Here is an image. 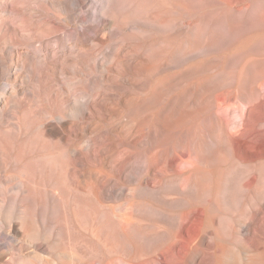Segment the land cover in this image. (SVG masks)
I'll return each mask as SVG.
<instances>
[{
    "label": "rangeland",
    "instance_id": "374dc122",
    "mask_svg": "<svg viewBox=\"0 0 264 264\" xmlns=\"http://www.w3.org/2000/svg\"><path fill=\"white\" fill-rule=\"evenodd\" d=\"M5 1L0 131L23 139L38 130L64 151L67 175L92 187L125 233L136 221H189L179 264H262L264 207L253 192L264 187V0H8L7 10ZM21 112L29 131L18 126ZM13 153L0 155V264L150 261L154 244L138 236L127 246L112 235L118 248L100 257L63 245L60 192L18 175ZM106 218L95 219L103 237ZM132 246L143 249L136 259L124 251Z\"/></svg>",
    "mask_w": 264,
    "mask_h": 264
},
{
    "label": "bare ground",
    "instance_id": "6f19581e",
    "mask_svg": "<svg viewBox=\"0 0 264 264\" xmlns=\"http://www.w3.org/2000/svg\"><path fill=\"white\" fill-rule=\"evenodd\" d=\"M158 1L161 2V4H164V0H158ZM3 5H4V8L7 10L8 7L10 6L9 5V1L8 0L5 1ZM135 8H136V13L137 14H140V13L144 14V11L148 9V6H146L143 2H141V3L139 2L136 5ZM147 18H149V17H147ZM116 49H118V48H116ZM115 58L117 59V62H121L118 59V54H116V57ZM107 64H109V63H107ZM166 115H167V113H166ZM168 115H170V114H168ZM167 125H169V124H166V126ZM18 126L20 128H24L25 131H29L30 130L31 124H30L29 115L27 114V112H21L20 113V115L18 117ZM125 126H127V125H125ZM139 128H140V125H139ZM102 134H103V132H102ZM103 137H105V136H103ZM103 137H101V139L99 138L100 140L98 139L97 146L95 147V152L96 153L101 150L100 145H102L103 142H104V138ZM120 141H121V139H120ZM263 149H264V143H263ZM12 150L14 151L13 157L16 160L15 162H19V164H20L19 169H18V175H21L23 177L25 175L29 179H41V180H44L43 181V184H44L45 181H49V182L51 181V183L53 182L55 188H57L58 191L60 192V194L58 196V202H59V204H58V206L56 205L57 207L56 206L55 207H56V209L59 208L58 209L59 212H60L59 226H60V228H61L60 230H62L63 235H64V238L66 240L65 241V244H63V245H66L67 248H70L72 250H75L77 252H80L81 254H87V253H89L92 256L100 257L102 255V253H110L112 251H115L118 248L117 243L112 239V235L118 234V235L122 236V238L124 239V242L126 243L127 246H131V239H132L131 236H138L143 242H145V243L151 242V243L154 244V245L152 244L153 245L152 246L153 248H151L152 249L153 256L150 259V261L144 262V264H176V263L179 264L178 262L180 261V259H179V261L177 260L178 257L176 255V250L179 247L184 246V244H186V242L183 239V235H181V234L185 230H188L189 231V229H187L189 221L186 223L187 224L186 226H185V224H184V226H179V227L177 226L178 227V228H176L177 230L174 229V228H172V226L171 227L170 226H166V225H168V223L166 225L163 223L165 226H159L160 224H157V223L155 224V223H153V221L150 224H143V223H140V222H137L136 221V222H133L130 225H128V228L127 229H129V230H128L127 233H125L123 231V228L121 227V225H119L117 223L118 221L117 222L114 221V219L110 216V214L106 213L104 211V209L102 207H100V205L97 203L96 198L94 196V191L95 190L93 191L92 187H89V186H87L86 189L80 190L78 188V186L76 185L75 178L74 177L73 178H70L67 175L68 168H66V166H64L67 163V161H65L64 151H62V150L61 151L56 150L53 147V144H52V147H51L47 143V141L42 138V136H41V134H40V132L38 130H35V131L31 132L28 136H25L23 139L17 138V135L14 134V133L12 134L10 132L0 131V155L2 157H9L8 156V153L10 155V151H12ZM31 152L33 154L34 153L35 154L34 155L32 154L33 155L32 157H27L28 155L29 156L31 155V154H29ZM116 156H117V154H116ZM176 156H177V154H176ZM176 156H172V157L175 159ZM10 157H11V155H10ZM148 158H150V157H148ZM173 158H170V160L168 158V160H169L170 163H171V161H173ZM10 159H12V158H10ZM156 162H158V161H156ZM260 163H263V164H261L262 166L260 167V169L262 168L261 169V177L263 178V175H264V172H263L264 171V162H260ZM161 165L162 166L166 165V160L163 161V163H161ZM16 167H18V166L15 165V168ZM97 176L99 177V175H97ZM71 177H72V174H71ZM194 179H195L194 186L196 187L198 185V179H197V177H195ZM173 180H175V179L173 178ZM168 182H169V178H168ZM258 186L254 190L253 193L258 196V200L259 201H260V198H262V200H263L262 203H263V207H264V187L263 186H261V187L259 186V188H258ZM34 187H35V185H34ZM34 187H30V192L33 193V194L36 193V191H37L36 188H34ZM25 191H27V190H25ZM48 191L49 190H47V192ZM262 192H263V195H261V197H260V194ZM43 194H44V192H43ZM28 195H29V193H28ZM39 195L41 196V193ZM51 195H52V193H51ZM162 195H164V194H162ZM29 197H31V196H29ZM169 198H171V197L169 196ZM32 201H35V200H32ZM54 201H55V199H54ZM54 201H53V203H54ZM191 201L192 200H188L189 203H191ZM194 202H195V200H194ZM44 203H45V201H44ZM28 204L29 203H27V205ZM144 204L142 203V204H140V206L141 207H144L143 206ZM37 205H39V204H37ZM146 206H147V204H146ZM40 208H41V206H40ZM42 208L44 209V207H42ZM52 208H54V207H52ZM154 208L151 207V210L154 209ZM38 209L39 208H37V210ZM142 209H144V208H142ZM259 209L261 211V208H258V210ZM27 210H28V208H27ZM162 210L160 211V209L158 210V208H157V209L154 210V212L155 213H159L161 215L162 214L165 215L166 212L163 213ZM49 211L50 210H48V212ZM260 211H259V213H260ZM25 212H27V211H25ZM32 213H33V211H32ZM101 213H103L108 218V220L110 221L109 223L112 224V232H110V234L106 235V237H103L102 236L101 228L98 226V224H97V222L95 220L96 219V216L98 214H101ZM167 213H169V212H167ZM27 214H30V213L28 212ZM137 214H138V212H137ZM260 214H264V213H260ZM26 216H29V215H26ZM32 216H33V214H32ZM169 216H170V214H169ZM172 216H174V215H172ZM175 216L177 217V215H175ZM194 216L195 215H193L189 219L190 222H191V219L194 218ZM136 217H137V215H136ZM247 217H250V216H247ZM107 218H106V220H107ZM196 218L197 217H195L193 220H195ZM203 218H204L203 221L205 223H207L208 222V217L205 215V217H203ZM26 219H28V218L26 217ZM102 219H104V218H102ZM56 220H57V218H56ZM146 220H148V219L146 218ZM175 221H176V219H175ZM28 222H30V221L28 220ZM32 224H33V222H32ZM99 224H101V222ZM56 225H57V223H56ZM182 225H183V223H182ZM221 227L222 226L220 225V229H221ZM228 227H230V226H228ZM30 229H32V228H30ZM173 230H176V231H173ZM185 232H187V231H185ZM220 232H221V230H220ZM220 232L218 234H220ZM226 232H227V229L224 230L221 233H223L225 235ZM228 232H230V230H228ZM216 233H217V231H216ZM184 234H186V233H184ZM204 234H206V233H204ZM218 234H216V235H218ZM40 235H41V233H40ZM224 237L222 235V238H224ZM167 239H170V241H171V242L170 241H167V242H170L168 244H167V242H164ZM183 242H185V243L183 244ZM56 246H57V244H56ZM160 247H162V248H160ZM219 249H220V252L223 251V247L222 246H220ZM59 250L61 251V249H59ZM180 250L181 249L179 248V251ZM194 250H195V248H194ZM124 251H126L127 254L130 253V252L131 253L134 252L135 255L133 254V256H134L135 259L138 257L137 256L138 253H140V254L143 253V249H142V247L140 248V246H135L134 248H133V246H132V248H125ZM145 251H147V250H145ZM152 253H150V255H152ZM131 258H132V255H131ZM61 264H63V263H61ZM262 264H264V260H263Z\"/></svg>",
    "mask_w": 264,
    "mask_h": 264
}]
</instances>
